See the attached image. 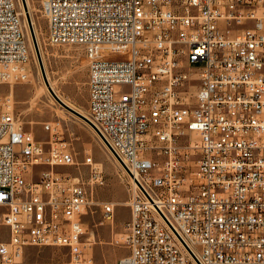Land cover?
I'll use <instances>...</instances> for the list:
<instances>
[{"label":"built area","instance_id":"1","mask_svg":"<svg viewBox=\"0 0 264 264\" xmlns=\"http://www.w3.org/2000/svg\"><path fill=\"white\" fill-rule=\"evenodd\" d=\"M39 1L48 42L85 48L87 118L132 181L120 264H264V0ZM29 63L18 1L0 0V85L28 82ZM44 129L0 95V264L28 247L86 261L104 173L88 156L89 183L60 177L75 155Z\"/></svg>","mask_w":264,"mask_h":264},{"label":"rangeland","instance_id":"2","mask_svg":"<svg viewBox=\"0 0 264 264\" xmlns=\"http://www.w3.org/2000/svg\"><path fill=\"white\" fill-rule=\"evenodd\" d=\"M18 11L26 27L27 43L30 50V78L26 83L0 85V95L10 98L15 114L23 128L43 142L50 140L44 124H57L65 132V140L75 155L76 164L55 168L63 178H80L89 183L90 167L85 159L90 156L103 170L104 184L93 185L92 205L84 217L86 235V261L80 264H120L128 256L125 245V225L130 220V201L133 185L111 153L104 146L93 128L63 108L53 97L42 74L38 57L28 26L22 0ZM39 42L46 74L53 87L67 105L82 115L88 114L89 72L86 52L79 45H51L48 42V23L41 13L39 0H26ZM45 168H36L33 180ZM117 205L112 220L103 217V205ZM125 223L123 228L118 226ZM17 264H77L72 262L68 250L50 247H28Z\"/></svg>","mask_w":264,"mask_h":264},{"label":"water","instance_id":"3","mask_svg":"<svg viewBox=\"0 0 264 264\" xmlns=\"http://www.w3.org/2000/svg\"><path fill=\"white\" fill-rule=\"evenodd\" d=\"M23 1V5L25 7V12H26V15H27V20H28V26H29V29H30V34H31V38H32V41H33V45H34V48H35V51H36V54H37V57H38V61H39V64L41 66V70H42V73L44 75V78H45V81L48 85V81H47V78H46V72H45V68H44V64H43V59H42V55H41V50H40V47H39V42H38V39H37V35H36V32H35V28H34V24H33V20L31 18V15H30V12H29V8L27 6V3H26V0H22ZM50 91H51V94L53 95V97L57 100V102L63 107L65 108L66 110H68L69 112H71L72 114L76 115L77 117H79L80 119L84 120L86 123H88L92 128H94L93 124L88 120L87 117H85L84 115H82L81 113H79L78 111L74 110L73 108H71L70 106L66 105L65 103H63L58 97L57 95L52 91V89L50 88Z\"/></svg>","mask_w":264,"mask_h":264},{"label":"bare ground","instance_id":"4","mask_svg":"<svg viewBox=\"0 0 264 264\" xmlns=\"http://www.w3.org/2000/svg\"><path fill=\"white\" fill-rule=\"evenodd\" d=\"M26 3H28V2H26ZM27 6H28V4H27ZM28 8H29V6H28ZM30 12V11H29ZM41 67V66H40ZM30 64L28 65V69L30 70ZM43 74V73H42ZM43 77H44V75H43ZM46 78H47V81H48V85H47V83H46V81H45V83H46V87L49 89V91H50V88L52 89V91L57 95V97L63 102V103H65L66 105H67V102L60 96V95H58L57 93H56V91H55V88L53 87V84L51 83V80L49 79V76H48V74H46ZM44 80H45V78H44ZM51 92V91H50ZM85 117H88V114L85 116ZM132 182V181H131Z\"/></svg>","mask_w":264,"mask_h":264},{"label":"crops","instance_id":"5","mask_svg":"<svg viewBox=\"0 0 264 264\" xmlns=\"http://www.w3.org/2000/svg\"><path fill=\"white\" fill-rule=\"evenodd\" d=\"M125 223H126V221H125L124 223L120 224L118 227H119V228H123L124 225H125Z\"/></svg>","mask_w":264,"mask_h":264}]
</instances>
